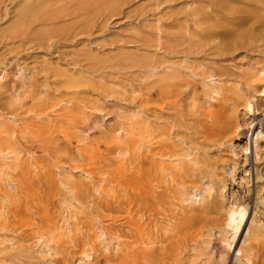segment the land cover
Here are the masks:
<instances>
[{
  "label": "bare ground",
  "instance_id": "obj_1",
  "mask_svg": "<svg viewBox=\"0 0 264 264\" xmlns=\"http://www.w3.org/2000/svg\"><path fill=\"white\" fill-rule=\"evenodd\" d=\"M12 2L0 0V19L13 20V40L46 51L15 66L33 102L27 114L19 115L18 90L8 113L0 110V264L91 263L109 250L114 264H264L262 124L250 151L234 141L247 137L264 102V0H18L10 16ZM182 3L185 24L172 11ZM134 5L142 16L129 38L105 33L100 18ZM241 49L257 54L231 78L221 62ZM8 75L0 72V85ZM125 81L132 92L137 83L135 110L118 99ZM57 92L66 99L51 100ZM108 99L119 117L114 131L133 145L85 148ZM239 106L254 118L241 123ZM73 117L81 124L52 138L58 120ZM128 151L137 189L112 201L125 172L110 166ZM240 166L245 196L227 197V175L234 179ZM117 206L119 222L108 217Z\"/></svg>",
  "mask_w": 264,
  "mask_h": 264
},
{
  "label": "rangeland",
  "instance_id": "obj_2",
  "mask_svg": "<svg viewBox=\"0 0 264 264\" xmlns=\"http://www.w3.org/2000/svg\"><path fill=\"white\" fill-rule=\"evenodd\" d=\"M18 0H13V2L10 4L11 5V11L13 13L10 14L12 16L14 14V7L15 3L17 4ZM63 2L59 3V5L55 4L54 7L60 8ZM187 5L186 4H178L174 6L172 11H178L180 13V18L178 20L179 23H186V17L185 15V9ZM153 7H148L149 11ZM167 11V9H166ZM147 12V13H148ZM162 21H168L169 18L165 16L164 12L162 13ZM142 16L141 13V8L137 7L136 5L131 6L129 8H125L123 12L121 13H113V14H108L107 17L103 16L102 18L99 19V24L103 23L106 24V32L110 34V32H116L125 34L127 38H129L132 33L130 28L132 26L138 25V21L140 17ZM13 23L12 19H9V15L5 18L0 19V72L2 70L7 69L10 72V75L6 76L0 85V110L5 114L8 113L7 111L10 109L8 106V103L11 101L12 102V94L16 92V90L20 91L18 98L16 99L17 101H21L23 106L19 108L18 112L19 115L23 116L25 114V110H27V107L32 106L33 102L30 100L28 93L24 92V87L21 85V79H20V74L15 71V66L19 63L21 65H24L27 63V61L33 59L36 56H40L42 53H45V49L41 48H35V46L29 42V41H21L18 38H15L14 40L16 41L15 44H12L13 40V34H11L10 29V24ZM9 36V37H7ZM86 38V37H83ZM32 46V48L29 49V47ZM241 53H237L236 57L234 60H225L221 62L225 70H227L230 74L231 78H239V74L241 73V69H239V66H245L242 65V63L246 62L248 59H254L255 57L251 54H257L256 52H247L244 49L240 50ZM114 53V52H113ZM115 53H117L115 51ZM222 56H220L221 58ZM223 58V57H222ZM28 64L27 66H29ZM113 67L115 68H120L122 70H131L134 67H129V66H122V65H114ZM136 76H132V79ZM234 80V79H233ZM132 82V81H131ZM134 88L136 91L132 92L131 86L129 85L128 81H125L123 85L126 86L127 93H121L122 95H119L118 99L123 98L125 102L132 107V110L136 109L137 104V97L139 90L137 88V83L133 82ZM257 89L261 90V85H257ZM41 96L46 95V93H39ZM83 95L89 97L91 99L93 96L90 93H82ZM52 98L51 100H55V102H61L66 99V95H63L61 92L57 93H52ZM109 98V97H107ZM14 100V99H13ZM122 100V99H121ZM88 103V100L84 101ZM106 108L104 109L105 112H108L107 115L97 119V122L101 125L97 128H90L86 131L85 133V140H84V147L85 148H90L92 150L94 149H99L101 147H106L107 144H109V140L114 141L116 144H119L120 147H130L133 145L132 141L128 136H126L125 132L123 130H117L114 131V128L117 127L118 122H119V117L116 115L117 107L113 105L112 101L110 99L107 100L105 103ZM56 107V106H54ZM264 102L260 101L259 103V109L255 112V118L253 114H244V108L242 106L238 107V119L243 123L245 119L250 120L254 118L252 126L250 127L249 133L247 134V137L245 138V135H240L239 139H234L235 144L238 147H241L243 142L247 141L249 144V150L252 149V138L254 137V134L252 133L254 129L258 128L260 124H262L261 128L264 130ZM68 110L71 112L72 108H68ZM263 110V111H262ZM99 114H103V111H98ZM77 115V114H76ZM78 116H80L78 114ZM59 124L57 126H54L51 134L52 138L54 139H61L63 138L64 131L66 128H68L70 125H75V124H81L80 118H61L58 120ZM244 129H247L248 126L246 124H243ZM71 150H74L71 145L68 147ZM35 150H39V148H36ZM241 154V152H239ZM136 156L132 155L129 151L125 152L124 154L120 155V158L122 160H118L120 163H115L110 166L111 171H114L117 168H120L121 171L124 170L125 174L124 177H122V182L117 184V186L114 188V190L110 191L113 192V197L111 198L112 201L115 199H123L126 198L127 196H130L136 192L137 189V183H136V178L134 180H130L129 177H131L133 174L131 173V169L135 165L134 162H131ZM228 157L227 153H225V158ZM241 159V156H239ZM239 159V160H240ZM253 161V157L250 158V162ZM69 163H76V161L69 162L65 161L64 164L68 165ZM251 165V164H250ZM239 166V164H238ZM241 175V166L238 168L236 171V174L233 177L230 175H227V186L224 189V192L227 197L230 195H233L235 197H240V196H245L244 193V187L240 183L239 176ZM134 178V177H133ZM124 208H120L117 206V208L113 209L110 212V215L108 217H117L118 221L120 220L122 214H123ZM34 215H32L33 217ZM107 218V217H106ZM31 220V219H30ZM248 224V220L243 221L237 237L235 239V245L238 246L241 244L242 238L244 236V233L246 231V227ZM26 227V226H24ZM23 227V228H24ZM183 235H187L189 233L188 230L183 231ZM217 235V234H216ZM253 241H256L253 239ZM217 243V241L214 239L212 241V244ZM259 253H261V258L260 261L264 260V248L259 250ZM105 256L111 257L109 262L108 260L105 261ZM115 252L114 251H103L101 253H98L95 258H93V261L91 263H83V264H114L116 262L115 259ZM69 264H71V261H69ZM73 264V263H72ZM148 264V263H145ZM159 264V263H155Z\"/></svg>",
  "mask_w": 264,
  "mask_h": 264
}]
</instances>
